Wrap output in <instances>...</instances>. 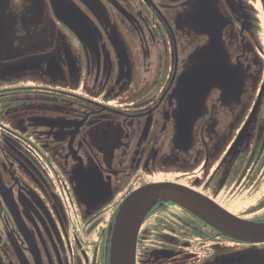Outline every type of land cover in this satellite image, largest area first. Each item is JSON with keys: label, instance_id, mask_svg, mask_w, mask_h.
Returning <instances> with one entry per match:
<instances>
[{"label": "flooded vegetation", "instance_id": "1", "mask_svg": "<svg viewBox=\"0 0 264 264\" xmlns=\"http://www.w3.org/2000/svg\"><path fill=\"white\" fill-rule=\"evenodd\" d=\"M157 182L264 222V0H0V264H110ZM135 264H264V242L156 201Z\"/></svg>", "mask_w": 264, "mask_h": 264}, {"label": "water", "instance_id": "2", "mask_svg": "<svg viewBox=\"0 0 264 264\" xmlns=\"http://www.w3.org/2000/svg\"><path fill=\"white\" fill-rule=\"evenodd\" d=\"M156 201L174 203L232 238L264 242V222H251L233 215L206 196L181 184L157 182L132 191L121 204L113 227L110 264H135L138 229Z\"/></svg>", "mask_w": 264, "mask_h": 264}, {"label": "rangeland", "instance_id": "3", "mask_svg": "<svg viewBox=\"0 0 264 264\" xmlns=\"http://www.w3.org/2000/svg\"><path fill=\"white\" fill-rule=\"evenodd\" d=\"M74 14H75V16H74L73 20H69V19H64L63 18V21L65 23H67L68 25H70L79 34V36H81L80 35L81 25H84L85 24V25H87L89 27V25H91V24H90L89 19L82 12L79 13L77 11Z\"/></svg>", "mask_w": 264, "mask_h": 264}]
</instances>
